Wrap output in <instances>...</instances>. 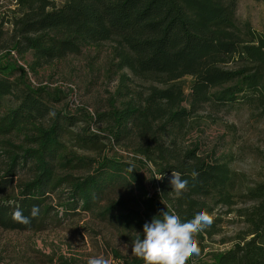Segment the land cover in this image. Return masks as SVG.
Segmentation results:
<instances>
[{
	"label": "trees",
	"instance_id": "16d2710c",
	"mask_svg": "<svg viewBox=\"0 0 264 264\" xmlns=\"http://www.w3.org/2000/svg\"><path fill=\"white\" fill-rule=\"evenodd\" d=\"M59 1L18 0L23 13L12 22L19 34L13 48L20 55L30 53L34 68L77 55L85 47L110 44V66L120 78V106L112 101L99 113L95 122H105V133L78 135L79 146H95L101 139L132 145L137 156L153 164L154 175L163 176L155 184L182 222L207 210L213 223L197 234L201 255L204 240L218 234L223 223L214 210L223 207L224 214L235 213L245 229L233 247L210 253V263L201 264H264V182L239 190L226 160L200 155L196 146L181 153L175 147L176 135L205 103L244 106L264 119V34L237 22L236 0ZM15 71L13 66L0 67V229L42 230L60 218L59 210L65 215L79 212L77 208L90 212L112 189L134 185L142 190L144 183L132 161L66 152L61 137L69 134L67 128L77 116L60 119L58 114L46 120L52 111L44 97L55 99L41 88L31 89L23 77H13ZM185 77L191 78L188 87L182 82ZM134 81L147 85L132 89L128 83ZM154 152L158 159L151 157ZM77 168L86 174H61ZM173 171L188 180L179 196L169 183ZM20 174L26 177L20 179ZM64 186L72 202L59 209L52 205L53 195ZM140 198L142 213L114 217L124 230L143 231L154 217L162 219L156 202L145 192ZM240 203L250 206L235 207ZM34 205L40 213L31 218ZM18 208L30 218L29 224L13 220ZM115 209L108 205L99 215H111ZM128 264L144 262L138 258ZM187 264H197L194 256Z\"/></svg>",
	"mask_w": 264,
	"mask_h": 264
},
{
	"label": "rangeland",
	"instance_id": "374dc122",
	"mask_svg": "<svg viewBox=\"0 0 264 264\" xmlns=\"http://www.w3.org/2000/svg\"><path fill=\"white\" fill-rule=\"evenodd\" d=\"M60 2L57 0L56 3ZM236 8L235 17L240 25L248 23L251 29L264 34V0H236ZM22 13L18 0H0V67L13 66L17 70L13 77H23L31 89L41 88L55 99L44 97L52 111L46 120L58 114L60 119L63 115L77 116V122L67 128L69 134L61 137L66 152L84 157H124L133 162L144 184L142 190L133 185L108 191L99 206L90 212L77 208L79 212L65 215L59 210L57 217L60 218L52 220L42 230L13 232L0 229V264H87L89 257L98 255H104L111 264H128L138 259L130 249L138 233L143 238V231L124 230L114 217L142 213L139 199L143 192L157 203L162 212L175 214V211L155 184L157 175H154L153 164L144 155L137 156L134 146L116 145L111 140L101 139L95 146L81 147L77 141V136L83 133L104 134L105 122H95L98 114L107 111L112 101L120 106L121 91L117 92L121 88L120 78L110 66L111 46L103 44L99 49L85 47L77 55L31 68L34 60L31 54L20 55L13 48L19 34L12 22ZM182 82L188 87L191 78L185 77ZM129 84L136 90H143L147 85L138 81ZM184 93L187 97L189 89L186 88ZM86 128L88 130L84 132ZM13 140V143L20 144L19 139ZM195 146L200 155L226 160L236 174L239 190L264 182V119L257 118L246 107H216L208 103L199 106L175 137V147L180 153ZM151 157L158 159L159 155L154 152ZM61 174L83 177L86 170L77 168ZM19 176L24 179L26 174ZM67 191L69 188L66 186L58 190L53 195L52 205L58 204L61 209L64 204L72 202L67 199ZM108 205H116L113 214L100 216L99 213ZM248 206L245 203L235 205L237 208ZM224 211L223 207L214 210L223 218V223L218 234L203 242L202 254L207 256L201 253L193 255L197 264L210 263V253L229 250L245 229L235 213L224 214ZM125 244L129 248H125Z\"/></svg>",
	"mask_w": 264,
	"mask_h": 264
},
{
	"label": "clouds",
	"instance_id": "9594fccd",
	"mask_svg": "<svg viewBox=\"0 0 264 264\" xmlns=\"http://www.w3.org/2000/svg\"><path fill=\"white\" fill-rule=\"evenodd\" d=\"M196 175L192 173L193 178ZM155 179L161 180L163 176ZM169 183L177 196L187 190L188 180L182 179L178 172H172ZM39 213V206L34 205L30 216L36 218ZM160 215L162 219L154 217L151 223L143 225V238L138 233L132 241L131 254L142 259L144 264H187L193 255H200L201 248L196 237L203 225L213 223L212 215L207 210H201L192 219L183 222L177 214L163 211ZM12 218L22 224L31 222L19 208L14 211ZM124 247L129 248V245L125 244ZM87 264H111V261L104 255H98L89 257Z\"/></svg>",
	"mask_w": 264,
	"mask_h": 264
}]
</instances>
